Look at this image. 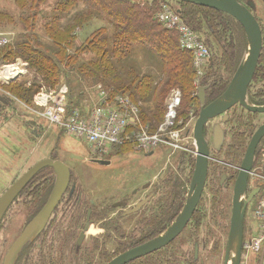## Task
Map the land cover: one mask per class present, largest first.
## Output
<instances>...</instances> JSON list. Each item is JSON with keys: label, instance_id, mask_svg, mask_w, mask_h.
I'll use <instances>...</instances> for the list:
<instances>
[{"label": "flooded vegetation", "instance_id": "1", "mask_svg": "<svg viewBox=\"0 0 264 264\" xmlns=\"http://www.w3.org/2000/svg\"><path fill=\"white\" fill-rule=\"evenodd\" d=\"M238 2L252 12L262 32V52L255 75L248 87V98L254 106L263 107L264 86L256 87L255 84L264 83V0H238ZM250 2L254 4V10L248 7ZM238 24L243 31L239 36L242 40L240 50L242 54H247L249 44L246 33L243 26ZM244 45H246L245 49L242 48ZM210 52V61L202 76H197L195 70L194 83L201 84L200 87L206 89L204 91V105L198 98L199 88L197 89V101L190 109L185 105L182 91L178 89L182 94V100L174 126L171 131H167V133L175 132L177 135L173 139L168 138L163 144L160 143L155 148L143 152L151 156H154L158 150L167 152L166 157L159 163L154 174L149 175L147 170H142L139 180L134 178L133 180L129 179L130 181L123 178L117 179L113 175H110L111 177L109 175H97L93 177L96 180L95 186L88 189L89 187L84 184V187L78 183L72 184L73 175L72 169H70V183L63 199L68 196L67 202L72 203L74 201L75 206L73 205V207L67 208V211L62 212L60 221L55 218L56 214L59 213L57 207L45 230L36 239L39 241L42 236L47 239L51 238V243L56 239L60 247L58 251L59 263L52 258L50 253L49 257L46 258L48 262L44 259L46 264L68 262L69 264H108L117 256L159 237L179 217L187 204L197 170L199 149L195 139L196 123L202 109L209 107L226 92L236 72L233 73L234 65L230 60L223 64L220 60V64H215L217 61L213 59L211 49ZM230 54L231 51L229 57ZM225 61L227 62V60ZM223 72L229 78L221 77ZM4 104L9 105L6 99L0 96V108ZM164 107L166 115L167 103ZM183 112L184 115H182ZM165 115L155 131H151L152 128L147 126L149 135L156 134L158 127L164 123ZM257 116H264V114L250 112L238 103L207 122L203 129V137L209 148L207 175L199 202L190 221L172 243L131 264L138 261H141L138 264H207V261L208 264H211V255L214 257L219 255L220 246L213 243L216 240L214 233L211 231L212 233L208 235V216H211L213 209L216 210L222 205H220L219 200L221 194L226 197L232 196L233 200L235 186L247 150L255 134L264 126V121L261 124L252 122L253 118ZM217 128L222 130L221 141H219V136L217 138ZM126 152L139 153L134 145L116 147L109 155L102 157L90 151L93 158L87 168H98L104 172L112 170L114 159L109 160V157H112L114 153L116 157H121ZM221 156L223 157L221 158ZM235 159L238 161L234 162ZM97 162H103L104 165ZM263 193L264 136L257 146L253 166L248 174L244 201L249 198L251 201L246 206V215L253 211L255 202ZM90 194L93 195L94 200L89 199ZM88 199L90 200L89 208L84 211L83 207L86 206ZM139 207L140 209H138ZM89 211H91L90 215H88ZM57 222L62 225L59 228V225L57 228H53ZM88 222V230L84 232ZM92 227L100 231L95 238L98 244L94 243L93 249L85 250L87 234ZM245 227L246 225H244V232ZM77 230L81 231L77 248H74L73 252H68L69 255L65 261L63 249L75 247ZM82 234H84V238L80 243ZM191 244H193L192 254L189 252ZM117 247H126L127 249L116 255ZM171 249L174 250L175 256L163 255V252L167 250L169 252ZM204 253L208 254V258L205 257L204 259ZM55 261L56 263H54Z\"/></svg>", "mask_w": 264, "mask_h": 264}, {"label": "rangeland", "instance_id": "2", "mask_svg": "<svg viewBox=\"0 0 264 264\" xmlns=\"http://www.w3.org/2000/svg\"><path fill=\"white\" fill-rule=\"evenodd\" d=\"M127 1L130 8L132 5L139 9L143 8L152 16V19H155V16H157V13H159L163 7H167L172 10H181L185 7V11L191 15L190 19H194L193 17L208 19V12L212 10L199 6L193 9L190 6H184L183 4L172 0ZM15 2V0H0V13L3 14L0 18V41H7L5 45L0 47V96L5 98L9 104H4L2 108H0V198L34 165L46 159L58 160L64 163L69 169H72V184L78 183L83 187L86 185L89 187L88 189L95 186L96 180L93 177L97 175H113L117 179L123 178L130 181L134 178H138L139 180V175H141L142 170H147L146 172L149 175L154 174L155 169L158 167L159 163L164 160L167 152L158 150L154 156L145 153L126 152L121 157H116L114 153L112 157H109V160L114 159L112 170L104 172L98 168L91 167L89 169L87 167H89L88 165L89 162H91L93 155H91V150L88 145L84 141L63 132L58 126H53L45 119L38 118V116L41 117L44 112L43 106L37 99L38 94H51L55 91L58 92L61 85L55 86V88L52 89L46 88V86H44L46 84L44 79L41 76H37L33 69L30 70L26 61L21 59V55L16 56V53H23L18 52L19 49L23 48V46L26 50H46L47 48H50V46L54 43L52 35L60 33V27L69 28L71 25L69 21L72 16L68 19H62L60 25L52 30V26H54L52 21L54 17L60 14V10H58L59 7H57L58 0H18L16 3L17 5ZM79 10H81V7ZM126 11H128L126 12L127 14H118L127 16L129 19H139V13H131L128 9ZM212 11L215 12V10ZM212 13L213 12L211 11L209 12L210 15H213ZM227 16L224 14V17L229 19L230 16ZM89 22L90 23L84 22L86 26L81 30H76V39L73 43H71V41L69 42L70 45L68 46L67 51L68 55L72 58L77 57L75 61V74H71L69 69L66 67H62V73L55 71L56 69L50 67V63H47L46 67H49L48 71L52 73L51 77L58 78L62 81L61 84L63 86L68 87L71 102L74 98L73 102L76 104L81 102V105L84 103L88 106H92L95 104V96L97 95V93L93 90L95 85H92L91 82L88 81V75L85 72H82L84 68L81 66H86L93 59H96V52L94 47H91L90 50L86 52H83V48L80 49L79 52H77V49L85 47L91 41L93 33L96 32L97 29L108 27V25L103 20H90ZM112 33L113 30L109 28L108 34ZM199 35L204 39V41L205 39H208V35L203 31L202 33H199ZM176 36L178 46L182 50L179 44V37L178 35ZM239 36L240 35H238V33L231 30L228 31L225 34L227 45L231 44V47H235L237 45L236 39L238 40ZM220 47V44L217 42H212V45H209V48L212 51V57L217 61L215 64L219 63L220 60L223 64L224 57L229 60V51L227 52V55L224 56V53H221ZM131 50L133 56L130 64L135 66V70L138 75L143 76L145 74H154L156 72V65L149 59V56L145 54L146 50L142 45H133ZM185 52L191 54L193 57L192 52ZM45 54L48 55V57H53V55L49 52ZM245 55L246 53L242 54L239 64ZM10 67L11 69L12 67L18 68L20 74H18L14 80H12V78L10 80H5V77H10V75L4 74L6 69ZM124 76L126 77V75ZM221 77L225 79L229 78L225 72L221 74ZM99 84L106 85L104 83ZM200 85L194 83V96L196 95L195 92L198 88H204L202 86L200 87ZM255 85L256 87H260L264 86V83H256ZM42 88L45 90L44 92ZM172 90L168 93V95L172 92ZM26 91L29 93H25ZM21 95L25 98L23 99ZM167 98L168 96L166 97V102ZM139 103V120L140 122H143L146 127L147 125L141 118V108H152L153 105H147L142 101ZM249 120H251V118H249ZM35 121L40 126L33 127V123H35ZM263 121L264 116H257L253 118L252 122L255 124H261ZM159 124H161V122ZM155 130L156 127L152 128L151 131ZM222 157L223 156H221V158ZM237 161V159L234 160V162ZM39 175V177L35 178L24 189L20 197L6 213L0 225V264L4 263V259L6 258L9 249L20 237L30 221L41 211L50 196L51 187L54 183L53 171L45 169L40 172ZM117 179L115 180L117 181ZM88 197L90 200H94L92 194ZM89 199L86 201V206L83 207L84 211L89 208ZM219 200L220 205H222L216 210L213 209V211H211V216H208V235L213 232L214 237L216 238V240L213 239V243L220 246L219 255L217 257L211 255V264H224L228 235L230 231L232 196L226 197L221 194ZM67 201L68 196H66L62 203L58 205V209L56 208L59 210V213H55V218L58 221L62 218V212L67 211V208H71L73 205L75 206L74 201L72 203H68ZM256 204L257 202H255L254 207ZM61 225L62 224L57 222L53 225V228H57V226L59 228ZM245 225L246 227L243 242L251 235V213L246 215ZM203 230L205 231L204 228ZM80 233L81 231L79 232L77 230L74 243L75 247L63 249L65 261L67 255H69L68 252H73V249L77 248ZM98 233H100V231L95 227H92L91 231L87 234L86 243L84 245L85 250L93 249L94 243L98 244V242L95 241ZM126 249V247H117L116 255L120 254V252L122 253V251L124 252ZM59 250L60 247L58 246L56 239L53 243H51V238L47 239L42 236L39 241L35 240L34 242L28 244L18 257L16 264H46L45 260L47 261L46 258L49 257L50 253L51 256H53L52 258L59 263ZM192 251L193 244H191L189 248L190 254H192ZM163 253V255L167 254L169 256H175L174 250L172 249L169 252L167 250ZM205 257L208 258L207 253H204V259ZM56 261L54 263H56ZM61 264H69V262Z\"/></svg>", "mask_w": 264, "mask_h": 264}, {"label": "trees", "instance_id": "3", "mask_svg": "<svg viewBox=\"0 0 264 264\" xmlns=\"http://www.w3.org/2000/svg\"><path fill=\"white\" fill-rule=\"evenodd\" d=\"M15 1L16 4L18 0ZM180 4L190 6L193 9L197 8V6L187 5L186 3ZM57 7H59L60 14L54 17L52 30L60 25L62 19H68L72 16L69 21L71 23L70 27H60V33L52 35L54 43L46 50H26L23 46L18 51L23 53H16V56L21 55V59L26 61L30 70L33 69L37 76L44 79L46 88L52 89L55 86L62 85V81L58 78L51 77L52 73L48 71L47 63H50V67L60 73H62V67H66L71 74H75L77 57L72 58L68 55L69 42L73 43L76 39V30H81L86 26L84 22L90 23V20H103L108 27L97 29L93 33L91 41L85 47L77 49V52L82 48L83 52H86L94 47L96 59H93L94 61L92 60L86 66H81L84 68L82 72L88 75V81L92 85L106 84L102 86L108 91L110 97L124 95L136 104H140V101L145 102L147 105L152 104V108H141L142 121L150 128L157 127L163 121L166 97L172 89L178 88L182 91L188 109L197 101V90L194 96L193 88L195 80L193 57L179 48L176 34L165 30L157 22L156 16L155 19H152V16L143 8L139 9L134 5L130 8L127 0H58ZM80 7L81 10H79ZM127 9L131 13H139V19H129L127 16L118 14H127ZM185 10V7L179 10L182 19L198 34L203 31L208 35V39H205L208 46L212 45V42L219 43L221 53L223 52L224 56L227 55L228 51H231L229 60L234 65V73L242 56L240 50L242 40L241 38L236 39L237 45L231 47V44L227 45L226 43L225 34L230 30L238 33V35L242 34L243 31L239 24L233 18L226 15L229 17L228 19L224 17V14L212 10L210 11L213 12V15H210L209 11L208 19L197 17L190 19L191 15ZM2 16L3 14L0 13V18ZM109 28L113 30L112 34H108ZM136 44L144 47L145 54L156 65L157 69L154 74L138 75L135 66L130 64L133 56L131 48ZM245 47L246 45L242 48L245 49ZM48 52L53 57H48L45 54ZM225 60L227 59L224 57L223 62L228 63V60L227 62ZM25 93L29 92L26 91ZM21 97L25 98L22 95ZM182 115H184V112ZM48 170L52 171L51 169ZM52 189L53 184L51 191Z\"/></svg>", "mask_w": 264, "mask_h": 264}, {"label": "water", "instance_id": "4", "mask_svg": "<svg viewBox=\"0 0 264 264\" xmlns=\"http://www.w3.org/2000/svg\"><path fill=\"white\" fill-rule=\"evenodd\" d=\"M178 3L192 4L199 7L212 9L226 14L238 23H240L246 33L249 44L248 53L244 56L238 66L230 86L226 92L213 104L207 108H203L195 127V139L199 149L197 162V170L192 183L191 191L187 200V204L179 217L174 223L159 237L144 245L135 247L113 259L108 264H131L132 262L144 258L172 243L184 230L190 221L192 214L199 202L201 192L207 175V157L209 156L208 144L203 137V129L207 122L228 111L236 104H241L246 110L253 113L264 114V106H254L248 98V87L255 75L259 59L262 52V32L256 18L250 10L240 4L238 0H172ZM248 7L254 10L255 6L252 2L248 3ZM181 14V11H178ZM16 78V77H15ZM14 78V79H15ZM12 79V80H14ZM11 80V81H12ZM205 88L199 89V100L202 105L205 103ZM217 138L222 139V130L217 128ZM264 136V126L255 134L252 142L247 150L242 170L237 180L234 196L232 200V215L230 222V231L226 248L224 264H241L243 252V236L244 225L246 219V206L251 201L249 198L244 201L247 179L254 162V155L257 146ZM219 144V143H218ZM103 164V162H97ZM45 169H51L54 173V183L51 194L34 219L26 226L20 237L15 241L9 249L3 264H16L18 257L28 244L34 242L40 234L45 230L52 214L62 201L71 178L70 169L58 160L46 159L34 165L27 173L18 179L0 198V225L15 201L22 194L24 189ZM140 209V207L138 208ZM137 209V210H138ZM91 211H89V214ZM89 222L84 228V232L88 230ZM84 238L81 235L80 243Z\"/></svg>", "mask_w": 264, "mask_h": 264}, {"label": "built area", "instance_id": "5", "mask_svg": "<svg viewBox=\"0 0 264 264\" xmlns=\"http://www.w3.org/2000/svg\"><path fill=\"white\" fill-rule=\"evenodd\" d=\"M178 11L163 7L156 19L165 30L178 35L182 50L193 53V66L200 77L209 64L210 48L185 23ZM6 43V40L0 41V47ZM12 69H15L14 74L5 77V80L14 79L20 74L18 68ZM93 90L97 93L95 104L83 108L71 103L67 86L61 85L58 92L51 94H38L37 99L44 109L40 118L84 141L91 152L99 157L109 155L114 148L123 145H134L139 153L147 152L177 135L167 131H171L177 118L182 100L180 90L174 89L168 95L165 120L155 135L148 134L147 126L139 120V104L128 96L110 97L102 85H96ZM251 220L252 231L243 244L241 264H264V193L251 212Z\"/></svg>", "mask_w": 264, "mask_h": 264}, {"label": "crops", "instance_id": "6", "mask_svg": "<svg viewBox=\"0 0 264 264\" xmlns=\"http://www.w3.org/2000/svg\"><path fill=\"white\" fill-rule=\"evenodd\" d=\"M103 87V86H102ZM104 88V87H103ZM73 101H74V98H73ZM71 102V103H73L74 105L76 104V103H74V102ZM86 102H87V100H86ZM79 104L80 105H77L78 107H81V108H83V107H86V106H88V105H86V104H84V103H82V105H81V102H79ZM38 118H40V117H38ZM37 126H39L38 124H37V122L35 121V123H33V127H37ZM36 134V133H35Z\"/></svg>", "mask_w": 264, "mask_h": 264}, {"label": "bare ground", "instance_id": "7", "mask_svg": "<svg viewBox=\"0 0 264 264\" xmlns=\"http://www.w3.org/2000/svg\"><path fill=\"white\" fill-rule=\"evenodd\" d=\"M13 71H15V69H11V68H7L6 69V72L4 73V74H8V75H13L14 74V72ZM19 198V197H18ZM13 205V204H12ZM230 264H232V263H230Z\"/></svg>", "mask_w": 264, "mask_h": 264}]
</instances>
